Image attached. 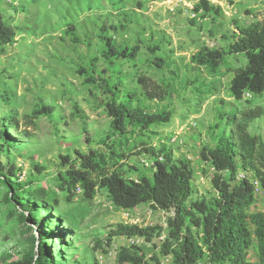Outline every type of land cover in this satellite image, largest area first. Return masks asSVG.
<instances>
[{
    "label": "rangeland",
    "instance_id": "rangeland-1",
    "mask_svg": "<svg viewBox=\"0 0 264 264\" xmlns=\"http://www.w3.org/2000/svg\"><path fill=\"white\" fill-rule=\"evenodd\" d=\"M200 1L0 0V15L18 28L15 42L0 48V126L10 116L19 123L18 129L7 131L11 146L2 155L26 191L42 187L49 194L45 206L41 202L46 212L40 219L56 229L52 239L60 247L53 245L51 254L62 264H133L129 261L133 258L172 264L161 249L174 211L149 204L124 210L112 202L106 189H96L88 199L82 186H78L81 191L60 188L78 151L105 155L108 172L136 181L152 173L154 162L139 153L165 145L174 159L191 162L192 199L210 201L217 196L211 183L214 173L201 161L200 151L213 144L218 125L232 135L233 116L240 118L247 108H264V94L242 101L231 97L233 73L247 64L244 55L229 56L214 76L194 58L204 47L227 49L239 38L241 28L264 24V0H207L221 8L209 13L197 10ZM103 27L109 28L117 47L129 52L137 47L132 60L109 68L112 80L121 83V90L135 92L153 112L170 111L168 123L109 138L111 119L104 108L108 98L86 82L91 68L99 74L108 65L102 53ZM156 57L170 67L156 69L152 64ZM81 68L85 73L81 74ZM144 86L160 91L166 100L150 99ZM249 131L264 137V116ZM241 174L246 175L240 172L238 179ZM8 191L0 183V264L21 259L31 244L16 203L6 200ZM249 212L264 213V199L257 197ZM120 224L154 229L150 231L153 238L113 236ZM30 225L38 234L39 224ZM250 229L254 231L253 225ZM257 262L253 247L248 263Z\"/></svg>",
    "mask_w": 264,
    "mask_h": 264
},
{
    "label": "trees",
    "instance_id": "trees-1",
    "mask_svg": "<svg viewBox=\"0 0 264 264\" xmlns=\"http://www.w3.org/2000/svg\"><path fill=\"white\" fill-rule=\"evenodd\" d=\"M119 2L123 0H118ZM222 1V0H218ZM197 10L206 13L220 12V6H214L207 0L197 5ZM110 28L116 29L112 25ZM18 28L6 23L0 15V48L15 42ZM72 26L68 32L72 31ZM101 37L104 41L103 56L108 65L99 74L91 68L86 82L97 86L101 96H107L105 111L110 121L111 137H124L137 131L149 130L153 125L168 123L171 112L162 110L153 112L144 103H140L133 91L121 90V83L112 80L109 68L116 62L123 64L132 60L137 47L129 52L116 46L109 35V28ZM244 55L247 58L245 67L236 69L230 82L229 91L236 101H242L245 93L254 96L264 94V24L254 23L239 30V38L227 49H209L204 47L197 55L195 62L205 67L214 76L229 56ZM152 64L158 70L169 68L167 61L156 57ZM81 74L85 73L80 69ZM109 72V76L104 73ZM143 83V82H142ZM150 99L166 100L160 91L143 87ZM214 88H210L212 90ZM147 96V95H146ZM160 96V97H158ZM50 113L49 110L45 109ZM264 116L263 107L247 108L240 118L233 116V134L221 131L218 125L212 134L213 144L204 145L200 159L213 171L212 187L217 196L212 200L192 199L194 194V171L187 158L174 159L173 151L162 145L159 149L147 147L139 154H146L154 162L152 173L142 175L136 181L125 178L118 172L106 170L105 155L91 150L87 154L77 152L76 162L65 173L60 188L69 191L76 188L83 196L92 199L96 189H106L112 202L121 209L129 210L142 204H149L153 209L174 211L168 219L167 238L161 252L171 257L172 264H250L248 251L255 247L258 262L264 264V213L249 212L256 203L257 197L264 199V137L252 135L249 131L252 123ZM0 126V183L8 187L6 200L16 203L15 210L30 234V247L21 259L10 260L8 264H62L52 256L51 248L59 246L52 237L56 229L45 219L41 220L49 194L42 187L28 191L25 185L17 180L15 169L4 162L2 153L9 151L8 132L12 127L19 128L15 117H5ZM227 125L230 123H226ZM116 154L114 150L113 155ZM69 162L68 157H64ZM240 172L246 178L238 179ZM259 182V193L254 181ZM69 200V199H68ZM56 205L58 201H53ZM60 219H57V222ZM39 224L38 234L30 225ZM253 225L254 231L250 229ZM151 228H141L120 224L112 232L113 236L141 237L152 240ZM9 257V256H7ZM133 264H148L142 259H129Z\"/></svg>",
    "mask_w": 264,
    "mask_h": 264
},
{
    "label": "built area",
    "instance_id": "built-area-1",
    "mask_svg": "<svg viewBox=\"0 0 264 264\" xmlns=\"http://www.w3.org/2000/svg\"><path fill=\"white\" fill-rule=\"evenodd\" d=\"M251 97H252V94H250V93H245V94H244V98H251ZM240 176H241V179L246 178V176H245L244 174H241ZM253 184H254V186H255L256 192L259 193V192H260V191H259V185H260L259 182L255 180V181L253 182Z\"/></svg>",
    "mask_w": 264,
    "mask_h": 264
},
{
    "label": "clouds",
    "instance_id": "clouds-1",
    "mask_svg": "<svg viewBox=\"0 0 264 264\" xmlns=\"http://www.w3.org/2000/svg\"><path fill=\"white\" fill-rule=\"evenodd\" d=\"M243 98H244V96H243ZM244 99H246V98H244Z\"/></svg>",
    "mask_w": 264,
    "mask_h": 264
}]
</instances>
